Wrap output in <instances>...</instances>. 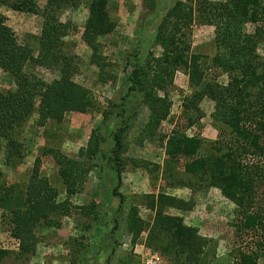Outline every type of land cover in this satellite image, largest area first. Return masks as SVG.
<instances>
[{
	"label": "rangeland",
	"instance_id": "obj_1",
	"mask_svg": "<svg viewBox=\"0 0 264 264\" xmlns=\"http://www.w3.org/2000/svg\"><path fill=\"white\" fill-rule=\"evenodd\" d=\"M8 1V4H0L5 24L14 32L16 41L28 45L36 56L43 23L41 12L47 0H33V11L13 9L11 4L14 0ZM78 1L77 6L57 13L58 19L67 24L68 34L63 38L62 51L66 64L76 70L73 81L90 91L94 107L86 112L65 110L61 119L49 118L43 125L37 123L38 114L33 113L22 125L19 135L23 145L21 157L13 156L10 164H6L5 141H0V183L5 188L24 190L38 162L39 175L55 190L56 205L69 204L70 212L62 215L61 208L56 207L49 223L39 220L32 228L28 227L31 229L27 236L28 244L21 246V238L8 228V217L2 216L4 210L0 208V264H107V259L108 264H141V257L145 254L158 256L161 264H189V260H195V257L198 260L194 264H242L238 251L247 249V243L252 242L249 234L236 237L235 204L222 195L218 186L205 181L194 182L185 170L184 158L169 155L165 149L167 137L175 132L203 139L202 150L208 149V140L216 139L220 125L212 118L215 103L204 96L198 102L196 122L187 126L183 104L193 87L188 83L186 70L178 68L171 71L161 61H153L164 55L163 46L153 44L157 26L164 25L166 35L176 32L177 37H182L177 53L188 57L186 61L194 56L198 61L194 70L198 74L205 73L207 78L225 86L228 82L227 67L222 61L215 60L218 55L215 24L206 22L208 18L201 23L200 17L195 16L191 21L186 20L195 2L233 0ZM176 3L181 4L177 6L179 12L171 9ZM259 3L264 5V0H259ZM91 10V19L95 22L94 32L91 31L97 46L95 52L82 39ZM254 26L249 20L245 21L243 33L252 35ZM135 51H140L137 64L156 65L162 75L164 92H155L170 102V108L166 118L153 125L148 105L140 102L139 94L126 101L127 113L124 116L129 114L130 125L124 140L127 149L122 156L127 163L133 159L143 166L127 164L126 170L129 167L135 174L122 176L124 170L121 174L124 180L117 191L125 200L117 215L114 242L110 231L119 198L113 195L115 172L109 167L106 156L113 145L110 132L121 123L119 103L124 101L122 97L128 86L126 78L132 69L130 63ZM255 52L264 64V41L256 44ZM98 64H104L102 76L107 79L110 76L111 81L99 79ZM148 70L139 74L140 79H152L151 75H145V72L151 73ZM24 71L47 83L59 77L54 65L47 68L28 61ZM194 77H197L195 73ZM13 89V76L0 68V92ZM99 136L102 137L101 152L91 159L85 152L78 154V147L85 149L90 137L93 141ZM25 147L28 156L25 155ZM202 150L199 155L205 153ZM62 156L77 159L74 168L72 164L71 167L68 165L71 168L69 179L75 181L70 187L75 189L71 193L60 176L61 170L66 171L65 166L57 163ZM203 157L206 158L205 154ZM173 188L182 189V192L178 194ZM177 199L185 201L184 210L180 209L182 205ZM93 206L98 211L96 218L90 211ZM175 216L181 217L183 224L196 228L189 237L193 245L198 241L195 236L203 239L202 246L198 245V249L179 257L174 253L173 237L159 229L161 220L164 226L170 225V217ZM129 221L138 229L136 233L128 230ZM10 237L18 241L17 247ZM258 264H264V256L258 259Z\"/></svg>",
	"mask_w": 264,
	"mask_h": 264
},
{
	"label": "trees",
	"instance_id": "obj_2",
	"mask_svg": "<svg viewBox=\"0 0 264 264\" xmlns=\"http://www.w3.org/2000/svg\"><path fill=\"white\" fill-rule=\"evenodd\" d=\"M78 2V0H47L41 12L43 23L36 56L28 45L16 41L14 32L5 24V17L0 14V68L9 72L15 82V89L0 92V141H5L6 164L11 163L13 156L21 157L23 145L19 135L22 125L33 113L38 114L37 123L43 125L49 118L61 119L65 110L86 112L94 107L90 91L73 81L72 76L76 70L66 64V56L62 51L63 38L68 34L67 24L58 19L57 13L64 8L77 6ZM8 3V0H0V4ZM178 4L181 6L180 3ZM178 4L176 3L171 9L175 8L174 10L179 12ZM260 5L262 4L259 0H233L214 3L203 1L201 4L195 2L191 6L186 21L193 20L195 16V18L200 17L203 23L204 19L208 18L205 21L215 24L217 28L215 41L218 45V55L215 60L220 63L222 61L227 67L228 82L225 86H220L214 79L207 78L205 73L198 74L194 70L198 66L194 56L190 61H186L188 57L185 56V59L183 53H177L182 37H177L176 32L166 35V27L158 25V32L153 41L154 45H161L164 48V55L153 61H161L168 65L171 71L184 68L189 84L193 87L191 95L183 104V115L187 120V126L196 122L198 102L204 96L215 103L212 118L220 125L216 139L208 140L210 142L208 149L202 150L203 139L188 137L178 132L167 137L165 149L169 155L184 158L185 170L190 173L194 182L205 181L209 185L218 186L222 195L235 204L236 237L241 238L242 234H249L252 242L247 243V249L238 251L239 261L242 264H258V259L264 256V64L255 52L256 44L264 41V5L262 7ZM11 7L33 11L35 3L33 0H14ZM92 17L91 10L82 39L95 52L97 46L94 36L91 35L95 22ZM247 20L255 25L252 35L242 31L243 24ZM139 52H134V59L130 63L132 69L126 78L127 91L122 97L124 101L119 103L121 113L118 116L121 123L110 132L113 145L106 156L109 167L115 172L116 185L113 195L119 198L110 236H113L114 230L118 227L117 215L125 200L117 191L122 182L121 174L127 164L135 167L143 166L133 159L127 163L122 156L127 149L124 140L130 125L129 114L124 116V113H127L126 101L139 94L140 102L144 101L148 105L153 125L165 119L170 108V102L165 101L164 97H159L155 92V90H164L162 75L158 73L156 65L150 67L149 63L137 64L140 58ZM28 61L47 68L56 66L59 77L47 83L33 73H26L24 68ZM103 66L104 64H98L99 79L103 82L111 81L110 76L109 79L102 76ZM148 69L151 73L145 72V75H151L152 79H140L139 74ZM97 138L91 141L90 137L85 149L80 147L78 154L85 152L88 159H91L97 152H101L99 145L102 137ZM201 150L205 152L202 153L206 158L203 154L199 155ZM48 151L52 152L53 149ZM57 163L65 166L66 171L61 170L60 176L67 184L68 192H73L75 189L70 187L75 181H71L69 179L71 175L68 174L70 165L72 164L74 168L77 159L62 156L57 159ZM38 166L37 162L24 190L5 188L0 183V208L4 210L2 216L8 217L6 219L8 228L21 238V246L28 244L27 236L31 230L28 227L32 228L39 220L49 223L51 214L57 210L56 207L61 208L62 215H68L71 208L69 204L56 205L55 190L39 175ZM177 202L182 205L180 209L184 210L185 201L177 199ZM90 211L95 218L98 216L94 206ZM170 219V225L166 226L161 220L159 229L162 228L163 231H167L168 236L173 237L176 246H174L175 256L191 253L202 246L203 239L200 237L195 236L198 240L196 245H193L189 238L190 232L196 231V228L183 224L181 217L175 216ZM127 226L133 233L138 230L131 221ZM113 241L115 242L114 236ZM32 242L34 244V241ZM197 260L195 257V260H189V264H194Z\"/></svg>",
	"mask_w": 264,
	"mask_h": 264
},
{
	"label": "built area",
	"instance_id": "obj_3",
	"mask_svg": "<svg viewBox=\"0 0 264 264\" xmlns=\"http://www.w3.org/2000/svg\"><path fill=\"white\" fill-rule=\"evenodd\" d=\"M10 239L15 243V247L18 246V241L11 238ZM141 264H161L158 256L154 254H145L141 257Z\"/></svg>",
	"mask_w": 264,
	"mask_h": 264
},
{
	"label": "crops",
	"instance_id": "obj_4",
	"mask_svg": "<svg viewBox=\"0 0 264 264\" xmlns=\"http://www.w3.org/2000/svg\"><path fill=\"white\" fill-rule=\"evenodd\" d=\"M176 73H179V71H177ZM188 77V76H187ZM189 83V82H188ZM80 147H78V149H79ZM25 149H26V151H25V155H27L28 154V149H27V147H25ZM28 156V155H27ZM26 159V158H25ZM132 169V168H131ZM135 169H137V168H135ZM130 173H133V174H135V171H133V169L130 171L129 170V167H127V170H126V168L124 169V172H123V175L122 176H125L126 174H130ZM136 173H137V171H136ZM122 180H124V177H122ZM158 188V187H157ZM173 191L174 192H178V194H179V192H182V189L180 190V189H178V188H173ZM181 197H183V195L181 196ZM183 198H185V197H183ZM177 214H179V215H182L181 213H177Z\"/></svg>",
	"mask_w": 264,
	"mask_h": 264
}]
</instances>
